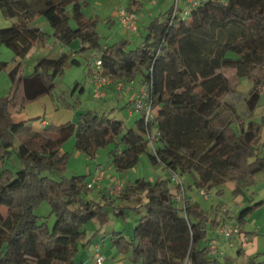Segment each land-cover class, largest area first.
Instances as JSON below:
<instances>
[{
    "label": "trees",
    "instance_id": "1",
    "mask_svg": "<svg viewBox=\"0 0 264 264\" xmlns=\"http://www.w3.org/2000/svg\"><path fill=\"white\" fill-rule=\"evenodd\" d=\"M87 3L0 0L4 15L16 18L12 26L0 29V43L20 59L33 47L44 46L49 33L33 24L43 16L53 27L51 36L62 44L79 39L77 53L88 54V63L89 53L100 50L104 72L111 74L113 82H134L142 75L154 118L146 122L145 112L138 110L140 118L129 127L111 112H79L75 121L51 122L24 140L15 150L21 166L8 168L5 160L12 153L15 135L28 126V121H14L12 111L52 95L66 68L81 63L77 56L63 52L41 58L33 72L24 75L19 61L9 72L14 85L11 94L0 98V123H4L0 129L4 166L0 172V264H84L75 259L80 245L89 244L86 225L94 219L105 223L111 209L126 219L128 207L141 217L132 236L115 230L118 235H113L112 246L119 253H130L134 264H184L187 257L190 264H218L206 245L201 246L209 223L203 209L190 202L178 208L169 179L138 177L128 181L118 196L104 192L96 201L83 197L95 185L90 186L87 175L54 178L51 174L64 172L69 153L62 146L75 134L76 149L91 156L114 143L109 158L119 173L133 168L146 153L152 163L170 172L191 174L200 189L232 181L237 192L253 184L255 175L264 173V119L254 117L259 87L264 84V0H202L188 16L183 15L186 6L175 5L153 17L136 47L126 38L103 45L98 19L84 13ZM141 5L130 0L126 8L140 13ZM221 67L234 68L253 82L246 116L241 119L235 114V103L221 98L230 90ZM91 71L89 64L88 76ZM147 131L159 133L154 149ZM43 202L50 204V214L56 217L52 229L36 213ZM238 219L245 221L242 215ZM220 222L212 221L213 225Z\"/></svg>",
    "mask_w": 264,
    "mask_h": 264
},
{
    "label": "rangeland",
    "instance_id": "2",
    "mask_svg": "<svg viewBox=\"0 0 264 264\" xmlns=\"http://www.w3.org/2000/svg\"><path fill=\"white\" fill-rule=\"evenodd\" d=\"M88 3L84 7V13L88 16H94L98 19L97 31L100 35L102 44L113 43L123 38L130 39V33L121 25L116 11L119 7H128L130 0H87ZM142 5L139 11L143 12L145 17L139 20L140 30L132 32V47H136L141 43L143 34L146 31V26L150 23L154 16L167 9H174L175 5L178 8L188 4V0H139ZM154 1L156 3H154ZM149 13H152L151 16ZM16 22V18L7 17L0 9V29L12 26ZM33 24L40 25V27L49 33L46 41V46L33 47L31 52L24 58H18L13 50L3 43H0V98L8 97L11 94L14 85L10 79L9 72L13 66L21 61L20 72L24 74L32 73L36 63L42 56H57L59 50L52 52L48 46L53 43V36L51 32L53 27L46 20L45 17L37 18ZM45 25V26H44ZM79 39L73 40L70 44L64 45V51L70 50L71 47H77ZM49 44V45H48ZM44 48L43 54L38 53L39 49ZM60 49V47H58ZM81 63L66 68L63 75L57 78L56 86L53 94L50 95L53 101L65 110L69 111H85L89 109L105 108L112 115L117 117H128L129 109L127 105L130 103V95L124 94L121 98L110 99L107 101L95 100L91 94L90 86L88 84V54L81 56ZM225 76H227L230 90L222 95L223 101H232L235 103V114L238 119L246 116L247 99L250 95V90L253 82L243 75H239L237 70L231 67H221L219 69ZM142 75L136 79V85L141 84ZM80 83L79 87L75 88V84ZM85 87L83 90L80 87ZM261 97L258 106L254 112L255 120L262 121L264 119V84L260 85ZM33 103V102H32ZM31 104V103H29ZM69 104V105H67ZM28 105V104H27ZM62 112V111H61ZM139 111L135 112L130 125L133 124ZM59 115V114H58ZM57 116V115H56ZM64 116V115H63ZM65 117V116H64ZM78 114L73 118L75 121ZM68 118L65 117V120ZM58 120V118H54ZM59 121V120H58ZM57 122V121H56ZM4 123H0V129ZM32 134L28 130L20 131L15 135L14 145L11 147L12 153L6 158V167L14 170L21 166L15 150L18 146ZM262 140H264V126L262 128ZM114 143L100 147L96 153L91 156L84 152L78 151L75 147V134H72L63 144L62 151L68 152V162L63 173L54 172V178H71L75 175H87L89 180H92V173L96 171L97 167L105 169V176L102 181L96 182L94 187L88 193L83 194L85 199H94L99 201L101 194L107 192L112 197L118 196L119 188L124 187L128 181H133L138 177H145L149 180L169 179L170 187L174 193V203L178 208H184L186 202L198 203L207 216L209 223L207 224V240L201 242V246H205L208 240L218 244L224 253L218 257V264H264V230L260 232H250L244 238L245 232L234 234L231 239L226 240L223 233H221V226L223 223L229 225L243 226L238 219L239 216H244L245 220L252 225L264 224V173L258 172L255 175L254 183L243 187L240 193L235 190V183L226 181L221 185L207 186L202 189L206 191L208 196L202 194L201 189L193 184V176L191 174H181L177 172L179 177L184 181V191L178 189V185L173 181V174L166 169L162 164L152 163L146 153L142 154L138 163L125 173H119L114 168L110 167L109 151L113 148ZM151 149V148H149ZM4 166L0 162V172ZM121 174V177L115 174ZM49 174V173H47ZM192 184L191 187L188 184ZM251 191H254L255 200L253 203L246 202L241 199L243 195H247L248 199L253 198ZM260 202V203H259ZM119 203V202H117ZM255 203H258L255 205ZM247 207L251 209L247 210ZM51 206L47 202H43L36 213L40 219L47 221V224L52 229L54 227L56 217L51 215ZM127 218L124 219L116 216L112 209L108 212V219L105 223H100L99 220L94 219L86 225L87 246L80 245V251L76 257V263L83 262L84 264H94L93 250L94 246L101 247V251L105 256L104 264H133L129 258L130 253H113L112 237L114 231L122 232L124 235L130 237L133 234V229L137 225L141 214H138L135 208L128 207L126 209ZM213 220H220V224L213 225ZM253 229V228H252ZM264 229V228H263ZM253 231V230H252ZM230 243H233L232 245ZM95 244V245H94ZM91 245H94L91 249ZM241 248V249H240ZM186 263V260L184 264Z\"/></svg>",
    "mask_w": 264,
    "mask_h": 264
},
{
    "label": "built area",
    "instance_id": "3",
    "mask_svg": "<svg viewBox=\"0 0 264 264\" xmlns=\"http://www.w3.org/2000/svg\"><path fill=\"white\" fill-rule=\"evenodd\" d=\"M202 0H188V4L186 5L185 9L183 10V15L188 16L190 14V10L193 7H196L198 4L201 3ZM178 0H176V3ZM154 3H156L154 1ZM177 6V5H176ZM116 16L118 17L121 25L124 27L126 31L129 33L138 32L139 31V20L141 18L140 13L138 11H129L126 7H119L116 11ZM90 57V67L91 73L88 76V84L90 86V91L92 96L95 99H101L104 96V92L106 88L113 83L111 74H106L103 69V63L101 59V51L100 50H92L89 53ZM117 89L122 90L123 85L121 83L117 84ZM149 98V90L147 87H143V89L136 94L134 98V107L137 110H142L145 112V121L150 122L154 118V110L152 108L151 102L148 100ZM158 132H150L147 131L145 133L146 138L148 139L149 146L154 149L155 142L158 138ZM106 172L104 170H100L95 173L92 177L90 186H93L96 182L102 181V178L105 176ZM173 174V181L177 183L181 187V190L184 191L185 184L184 181L179 177L177 172H172ZM123 187L119 188V192ZM118 192V193H119ZM201 192L206 197L208 194L204 189H201ZM242 232L241 226L238 224L236 225H229L223 223L221 226V233L224 234L226 240L232 238L234 234H240ZM93 250V258L94 264H103L105 260V256L101 253V247L98 245L94 246ZM208 254L210 257L218 259L219 255L224 253L221 247L214 243L210 242L206 245ZM190 264L188 257L186 258V263Z\"/></svg>",
    "mask_w": 264,
    "mask_h": 264
},
{
    "label": "crops",
    "instance_id": "4",
    "mask_svg": "<svg viewBox=\"0 0 264 264\" xmlns=\"http://www.w3.org/2000/svg\"><path fill=\"white\" fill-rule=\"evenodd\" d=\"M139 1V0H138ZM185 7V6H184ZM152 13H149V15L151 16ZM140 20L144 19L145 15L144 13L141 11L140 12ZM36 25V24H34ZM36 26H40V25H36ZM45 26V25H44ZM140 30V28H139ZM53 32V31H52ZM51 32V34H52ZM132 33H130V39L132 40ZM143 40V39H142ZM141 40V41H142ZM49 45V44H48ZM81 42L79 41V43L77 44V47H71L70 50L68 51H64V44L61 43V41H59L56 37L53 36V43L50 44L48 46V49L52 52H56L57 50H59L57 55H60L63 52H68L71 56H77L79 59L82 55L77 53L78 48L80 47ZM104 45V44H103ZM46 46V44L44 45ZM58 47H60V49H58ZM45 47L39 49L38 53H42ZM43 54V53H42ZM50 56V55H47ZM46 57L42 56L41 58ZM81 60V59H80ZM17 64H15L13 66V68L16 66ZM12 68V69H13ZM24 74V73H22ZM30 74V73H29ZM27 75V74H24ZM121 83L123 85V89L119 90L117 89V84ZM143 89L142 86V79H141V84L136 85V80L134 82H127V81H119V82H113L112 84H110L105 92H104V96L101 99H94L95 100H102V101H107L110 99H119L121 98L124 94H128L130 95V103L127 105L128 109H129V114L128 117H117L115 115V117L124 120L125 124L129 127H134L136 125V121L140 118L141 113L140 111L138 113H140L139 117L136 118L135 122L133 124L130 125V122L132 120V118L135 115V112H137L138 110H136L134 108L133 105V101L134 98L136 96V94H138L141 90ZM92 94V93H91ZM93 110H97L100 112H108L107 109L102 108V109H93ZM62 111V112H61ZM65 110H63L62 108H60L55 101H53V98L50 95H46L42 98H40L37 101H34L31 104L26 105L21 111L16 112V111H12V118L14 121H28L27 123V128L25 130H28L30 132V134H34L36 132L42 131L44 129L45 126L49 125L51 122L56 123V124H62L65 123L67 121H72L73 118L79 113V111H69L66 110V112H64ZM59 114V115H58ZM57 115V116H56ZM67 117L68 119L63 121L65 119V117ZM58 118V120H54V118ZM110 167L113 168V166L110 163ZM103 170L102 167H97L96 171H94V173H92V175H94L95 173H97L98 171ZM105 171V169H104ZM115 174V173H114ZM117 175V177H121V174H115V176ZM240 193L241 190L239 191ZM251 196L253 198L248 199L247 195H243V198L241 197L242 200L246 201V202H250L253 203V201L255 200V196H254V191H251ZM256 204V203H255ZM241 224L243 225L241 227L242 231L245 232L244 234V238L246 239L248 236L246 235L247 233L250 232H260L262 230H264V224L263 225H259L260 223H258L257 225H252L248 222V220H245L243 222H241ZM253 228V229H252ZM253 230V231H252ZM210 242H212V240H208L206 245L209 244ZM231 245L233 243H230ZM95 245V244H94ZM91 245V249L93 250V246ZM241 249V248H240ZM117 250L113 247V253L116 252ZM102 253V251H101ZM103 254V253H102ZM105 261V260H104ZM104 264V263H103ZM132 264V263H131ZM134 264V263H133Z\"/></svg>",
    "mask_w": 264,
    "mask_h": 264
}]
</instances>
